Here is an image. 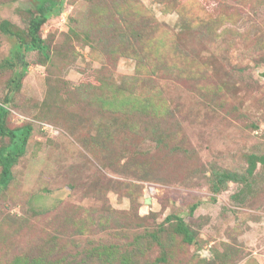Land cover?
Wrapping results in <instances>:
<instances>
[{"label":"rangeland","instance_id":"374dc122","mask_svg":"<svg viewBox=\"0 0 264 264\" xmlns=\"http://www.w3.org/2000/svg\"><path fill=\"white\" fill-rule=\"evenodd\" d=\"M39 1L0 0V264H264V0H62L45 53Z\"/></svg>","mask_w":264,"mask_h":264},{"label":"trees","instance_id":"16d2710c","mask_svg":"<svg viewBox=\"0 0 264 264\" xmlns=\"http://www.w3.org/2000/svg\"><path fill=\"white\" fill-rule=\"evenodd\" d=\"M106 5H104L105 7ZM62 8V0H40L38 5L36 6V13L30 15L29 23H28V30L27 34L29 36V43H24L25 46H27L29 49H37L41 53H45V50L48 49V47L42 43L43 40L37 38L38 32L40 31L41 26L43 23L48 19V17L52 14H59L61 12ZM101 7H99V11H95L96 13L100 14L101 16L98 17L97 23L101 25V21L103 20L104 23L107 21L106 26L108 25V20L111 19L109 14L106 12H101ZM122 13L121 10L115 9V14ZM105 26V27H106ZM104 27V28H105ZM8 32L12 33L9 30V25H7ZM144 35V34H143ZM142 35V36H143ZM141 35H139L138 40H144V38ZM87 37V36H86ZM88 38V37H87ZM157 39V38H156ZM155 39V41H156ZM154 42H152L153 44ZM91 48H93V45L89 43ZM156 46H158L156 41ZM47 57V55L45 56ZM7 114V110L3 105H0V137L1 138H9L10 143L5 146H0V190H4L8 187L10 182L12 181V166L15 163L16 158L19 156L20 151L22 149V145L25 143V138H22L21 140H18L19 136V130H11L5 127L4 125V118L3 116ZM25 133L24 136H28V134L31 132V127H25ZM156 134V133H155ZM154 135V134H153ZM168 134L163 135L161 134L158 136L156 134V137H154V142L156 145H161V148L167 147L165 139L167 138ZM249 168H248V175L249 178L253 175V172L256 168V164L259 163L261 165H264V155L261 156H249ZM224 173H221L222 179L219 177L217 178L218 186H221L223 182H228L230 180H233L231 176L229 175H223ZM241 181L245 183L247 186H249V180L246 178H242ZM240 197V195H239ZM234 199L239 200L238 196L235 195ZM171 218H166V221H170ZM174 232L182 237L183 242L190 244L192 242V232L190 231L189 227L178 218H175V224H174Z\"/></svg>","mask_w":264,"mask_h":264}]
</instances>
